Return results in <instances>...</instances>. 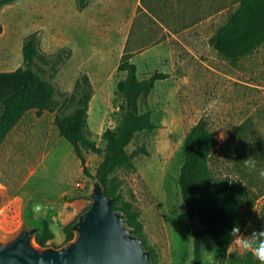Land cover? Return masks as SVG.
<instances>
[{"label": "rangeland", "instance_id": "obj_1", "mask_svg": "<svg viewBox=\"0 0 264 264\" xmlns=\"http://www.w3.org/2000/svg\"><path fill=\"white\" fill-rule=\"evenodd\" d=\"M237 6V0H87L83 9L76 0H15L1 6L0 71L24 65L22 43L34 31L44 54L69 49L70 56L54 66L36 61L44 69L39 73L54 86L58 105L53 111H26L0 145V185L6 194L0 233L11 234L22 223L34 224L38 191L52 194L59 181H73L76 156L59 134L54 117L72 112L74 104L68 99L82 73L92 86L90 138L104 148L102 131L118 120L113 92L122 76L116 68L126 52L139 77L155 69L168 74L155 83L143 106L152 111L157 128L127 146L134 168L115 172L124 198L139 211L154 263L227 264L229 254L219 252L208 235L195 261L177 177L183 139L204 117L217 141L209 159V183L240 180L255 198L252 213L261 218L264 43L235 60L219 55L208 43ZM138 146L146 153H134ZM87 153L90 187L103 153ZM249 156L256 161L254 170L244 164ZM40 209L53 211L47 206ZM49 218L53 220L52 215ZM241 232L247 235L252 230ZM231 253L244 257L247 252L233 245Z\"/></svg>", "mask_w": 264, "mask_h": 264}, {"label": "trees", "instance_id": "obj_2", "mask_svg": "<svg viewBox=\"0 0 264 264\" xmlns=\"http://www.w3.org/2000/svg\"><path fill=\"white\" fill-rule=\"evenodd\" d=\"M14 1L0 0V8ZM237 2V8L208 40L209 45L219 55L231 60L251 53L264 43V0ZM76 5L78 9H83L87 0H76ZM1 31L0 21V33ZM21 52L23 66L0 71V145L26 111H53L58 105L55 88L39 73L44 72V69L36 61L54 66L70 56L69 49H60L49 56L44 54L40 50L37 31L25 36ZM116 70L122 74L116 81L113 92L118 120L114 126H107L102 131L103 149L90 138L91 131L87 124L88 103L92 96V86L87 74H80L74 81L68 99L69 103L74 104L72 112L66 115L57 114L54 123L61 137L71 144L84 174L90 176L85 166L84 152L103 153L92 177L98 179L105 193L113 197V208L124 213L128 225L142 238L143 245L150 251L155 264L154 251L147 246L139 211L131 200L124 198L121 182L115 172L118 169L134 168L132 154L127 151V146L136 142L141 135L151 134L157 128L152 111L143 106L155 88V83L167 78L168 74L155 69L147 76L139 77L136 64L126 52ZM216 144L215 134L204 117L198 119L183 139V160L177 184L185 205L188 234L195 261L201 255L202 241L206 235L219 252L227 253L232 239L229 232L234 224H239L241 231L245 228L259 231L264 226V203L260 208L259 218L252 213L251 206L255 198L252 197L249 187L237 179L209 183V159ZM138 148L134 153H146L143 146ZM74 220L75 218L63 229L66 236L64 242L74 235L71 229ZM33 223L41 227V231L34 235L35 242L40 246L53 244L50 242L54 235L49 227V219H37ZM227 264H259V261L248 251L244 257L230 253Z\"/></svg>", "mask_w": 264, "mask_h": 264}, {"label": "water", "instance_id": "obj_3", "mask_svg": "<svg viewBox=\"0 0 264 264\" xmlns=\"http://www.w3.org/2000/svg\"><path fill=\"white\" fill-rule=\"evenodd\" d=\"M85 196L90 203L73 221L71 239L40 246L34 240L40 225L22 223L11 234L0 233V264H153L142 238L124 213L113 208V197L98 179L91 180ZM5 200L0 185V208Z\"/></svg>", "mask_w": 264, "mask_h": 264}, {"label": "crops", "instance_id": "obj_4", "mask_svg": "<svg viewBox=\"0 0 264 264\" xmlns=\"http://www.w3.org/2000/svg\"><path fill=\"white\" fill-rule=\"evenodd\" d=\"M84 157L85 166L88 171L89 165L87 152H84ZM74 172L75 175L73 177V181H59V187L56 190H53L52 194L47 193L45 190L38 191L39 196L37 199V205L35 206L38 209V212H33V218L35 220L45 218L49 219V227L54 235L50 240L53 245H61L64 243L66 237L63 230L64 227L76 218V216L89 204V199L85 196L89 190V186H87V179L89 176L84 174L81 163L77 157ZM64 196H67L69 200L64 201ZM42 206L52 207L53 211L48 212L46 210H41L40 208ZM48 214L52 215L53 220H50V215L48 216Z\"/></svg>", "mask_w": 264, "mask_h": 264}, {"label": "clouds", "instance_id": "obj_5", "mask_svg": "<svg viewBox=\"0 0 264 264\" xmlns=\"http://www.w3.org/2000/svg\"><path fill=\"white\" fill-rule=\"evenodd\" d=\"M221 137H223L222 134ZM244 164L253 170L256 168V161L251 156L244 160ZM259 176L261 179H264V170L259 171ZM229 236L232 239L227 247V254L232 252V246L235 245L238 249L245 252L250 251L256 260L259 261V264H264V226L259 231L254 230L250 234L245 235L241 232L240 225L234 224L229 232Z\"/></svg>", "mask_w": 264, "mask_h": 264}]
</instances>
